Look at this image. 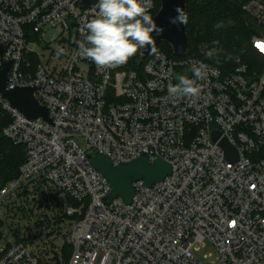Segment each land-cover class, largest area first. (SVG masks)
Listing matches in <instances>:
<instances>
[{"label": "built area", "instance_id": "1", "mask_svg": "<svg viewBox=\"0 0 264 264\" xmlns=\"http://www.w3.org/2000/svg\"><path fill=\"white\" fill-rule=\"evenodd\" d=\"M82 1L0 0V72L10 61L7 88L36 87L52 120L27 118L0 91L3 135L26 152L0 187V264H207L197 255L206 245L211 264H264V0L243 5L256 28L252 64L238 58L224 71L157 50L142 74L80 55L98 13V1ZM54 42L72 50L68 63L33 70L31 56ZM194 61L215 69L198 81L203 92L169 95L177 75L194 79ZM95 152L114 165L146 154L172 171L153 186L134 182L131 203L107 204L112 187L90 162Z\"/></svg>", "mask_w": 264, "mask_h": 264}, {"label": "clouds", "instance_id": "2", "mask_svg": "<svg viewBox=\"0 0 264 264\" xmlns=\"http://www.w3.org/2000/svg\"><path fill=\"white\" fill-rule=\"evenodd\" d=\"M152 0H98L96 17L86 24L88 34L86 43L79 44L80 55L93 61L98 68H113L126 64L140 49L148 48L152 54L157 49L152 33L162 34L163 28L158 27L150 14ZM176 16L169 18L173 25L188 23V16L179 6L175 8ZM224 24H216V28ZM218 45L219 41H213ZM222 49L210 48L205 52L209 58L218 57ZM231 59V57H228ZM215 72L203 61L191 63L194 76L177 75L178 83L168 85V93L179 98H196L203 92L198 81H204L209 72Z\"/></svg>", "mask_w": 264, "mask_h": 264}, {"label": "trees", "instance_id": "3", "mask_svg": "<svg viewBox=\"0 0 264 264\" xmlns=\"http://www.w3.org/2000/svg\"><path fill=\"white\" fill-rule=\"evenodd\" d=\"M248 0H188L186 30L189 37L188 56H201L207 63L215 65L224 71H230L238 58L250 64L256 59L251 45L254 34L252 26L247 23L250 19L243 10V5ZM161 0H157L158 7ZM154 10V9H153ZM155 13V12H154ZM150 12L152 17L155 15ZM223 23L224 27L216 28V24ZM213 41H219L214 45ZM85 45L86 39H85ZM222 49L218 57L209 59L203 52L210 48ZM170 56H175L172 47L162 43L156 47ZM141 50V49H140ZM140 50L130 58V69L142 74L146 59H142ZM31 56L33 70L37 60ZM231 57L229 59L228 57ZM10 122V117L5 113L0 115V187L8 180L17 176L21 165L26 158L25 148L16 145L3 135V128Z\"/></svg>", "mask_w": 264, "mask_h": 264}, {"label": "water", "instance_id": "4", "mask_svg": "<svg viewBox=\"0 0 264 264\" xmlns=\"http://www.w3.org/2000/svg\"><path fill=\"white\" fill-rule=\"evenodd\" d=\"M98 0H83L81 7H92ZM188 0H161L160 10L153 16L158 27L164 29L162 34L156 35L152 33L155 46L162 43H167L172 47L175 56L184 57L189 52V37L186 30V25H173L169 23V18L177 15L175 8L179 6L187 13ZM74 28L75 25L72 24ZM150 50L144 48L140 50L142 59H145ZM11 68V62H5L2 71L0 72V91L7 98L10 104L18 109L24 116L29 119L43 118L52 123L48 109L39 104L35 97L36 87H17L14 89L7 88L8 71ZM221 133L215 131L213 133L214 141L220 139ZM220 144L225 148L226 154L231 161L237 160V153L229 142L223 138ZM89 159L93 167L98 170L109 182L112 191L105 198L107 204H111L114 199L122 198L127 203H131L134 197L133 183L139 180L144 181L148 186L164 180L171 174V165L162 159H158L154 164L151 163L149 157L144 154L140 158L131 162L114 165L111 159L99 152L89 155Z\"/></svg>", "mask_w": 264, "mask_h": 264}, {"label": "rangeland", "instance_id": "5", "mask_svg": "<svg viewBox=\"0 0 264 264\" xmlns=\"http://www.w3.org/2000/svg\"><path fill=\"white\" fill-rule=\"evenodd\" d=\"M161 8V3L158 7V4L155 6L154 10H153V13L156 14ZM248 16V15H247ZM249 17V16H248ZM250 18V17H249ZM252 19V18H250ZM247 23H249L250 26H252V29L254 30V32L256 31V28H255V24H254V21L253 20H249L248 18L246 19ZM52 33V32H51ZM51 33H48V37L50 38L51 37ZM54 34V33H53ZM59 42H54L51 44V53L48 52V53H44V55H35L34 57L36 58V62L39 63H43V64H46L48 63V60H49V66L51 69L55 70V71H58L60 70L59 69V66H57L56 64H54V62H60L61 64H66L68 63V57L70 56V52L72 50H68L65 48L64 44ZM38 47H40V45L38 44ZM54 50V51H53ZM55 51L58 52L59 55H57L55 53ZM1 115V114H0ZM76 141L81 145V146H84V141L82 140V138H80L79 136L76 137ZM25 150V149H24ZM212 248L211 246H203L200 248V250L197 252V255L202 258L204 260L205 263L207 264H211L214 260H215V255L213 256H207L208 254L212 253ZM207 256V257H205Z\"/></svg>", "mask_w": 264, "mask_h": 264}, {"label": "snow or ice", "instance_id": "6", "mask_svg": "<svg viewBox=\"0 0 264 264\" xmlns=\"http://www.w3.org/2000/svg\"><path fill=\"white\" fill-rule=\"evenodd\" d=\"M262 50H264V45L261 46Z\"/></svg>", "mask_w": 264, "mask_h": 264}]
</instances>
